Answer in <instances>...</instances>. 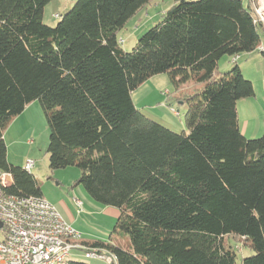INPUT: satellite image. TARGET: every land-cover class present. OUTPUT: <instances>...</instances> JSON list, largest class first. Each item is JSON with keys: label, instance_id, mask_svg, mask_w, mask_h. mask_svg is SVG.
Instances as JSON below:
<instances>
[{"label": "trees", "instance_id": "obj_1", "mask_svg": "<svg viewBox=\"0 0 264 264\" xmlns=\"http://www.w3.org/2000/svg\"><path fill=\"white\" fill-rule=\"evenodd\" d=\"M49 1L0 0V172L13 180L6 192L41 196L35 177L8 162L3 137L38 100L49 168H78L73 185L118 209L114 230L130 249L82 243L111 251L114 264H236L232 240L253 251L240 264H264V135L246 138L236 107L254 96L253 84L238 65L218 70L223 56L259 50L264 28L250 1L173 0L130 51L117 33L153 0H76L54 26L42 20ZM159 74L173 86L166 104L184 106L179 132L132 102Z\"/></svg>", "mask_w": 264, "mask_h": 264}, {"label": "rangeland", "instance_id": "obj_2", "mask_svg": "<svg viewBox=\"0 0 264 264\" xmlns=\"http://www.w3.org/2000/svg\"><path fill=\"white\" fill-rule=\"evenodd\" d=\"M75 1L76 0L49 1L43 7L42 20L44 24L54 26L60 19V16L66 14L71 9ZM172 2L173 0H153L136 15L131 17L126 25L117 33L119 46L126 51H130L136 44L138 38L146 30L161 21L162 14ZM243 3L246 5V0H243ZM258 32L261 37V42L264 45V32L261 28ZM238 57V65L241 72L244 78L252 82L254 89V96L242 98L237 102L238 120L241 125H243L244 120H247L250 129L252 128V124H256L255 122L257 120L260 126L259 133L252 137L244 136L246 138H259L264 135V51L262 53L259 50H254L248 53H241ZM234 58L229 56L221 57L218 61L219 72H226L234 65H237L233 61ZM168 89V91L173 92L172 85H170ZM166 98L163 96L161 100H158L155 96L145 101V104H155V109L152 108L155 114L151 112L155 116L156 113L160 112L158 109L160 107L164 108L168 113L169 109L171 112L172 110L175 111V109H178L179 115H173L174 120L170 117H166L167 115L165 113H161L164 114L165 120H161L162 122H160V124L176 132L186 129L184 106L174 101L172 104L175 109L171 108V103L167 102L166 104ZM144 105L140 106L142 107L141 109H144L145 113L149 114L146 110L147 108H143ZM153 121L156 120L154 119ZM4 138L9 163L24 167L27 160L34 161L35 165L29 172L37 181L41 191V197L51 204H54L55 201H64L73 206L71 198L75 197L74 192L76 188L83 189L81 185H73L74 181L80 176V170L76 167H66L55 170L49 168L48 154L46 153L49 142V128L43 109L38 100L29 103L19 116L11 119L4 131ZM83 224L91 225L92 231H97L98 235H105L115 245H119L124 249H130L129 238L114 230L115 219L109 220L105 217L94 216L93 220L84 218ZM1 234L0 231V236ZM229 245L236 252V264H240L243 257L252 255L253 253L251 249L243 247L241 243L229 240ZM70 259L73 261H81L86 264L109 263L97 258H86L82 251L75 249L71 251Z\"/></svg>", "mask_w": 264, "mask_h": 264}, {"label": "built area", "instance_id": "obj_3", "mask_svg": "<svg viewBox=\"0 0 264 264\" xmlns=\"http://www.w3.org/2000/svg\"><path fill=\"white\" fill-rule=\"evenodd\" d=\"M249 1L254 21L264 28V0ZM259 50L264 51L261 45ZM34 165L27 160L24 169L30 171ZM12 183L10 173L0 172V264H67L74 249L86 258L114 263L111 251L82 243V233L64 220L54 204L41 196L7 193ZM74 202L81 209L82 202L76 198Z\"/></svg>", "mask_w": 264, "mask_h": 264}, {"label": "crops", "instance_id": "obj_4", "mask_svg": "<svg viewBox=\"0 0 264 264\" xmlns=\"http://www.w3.org/2000/svg\"><path fill=\"white\" fill-rule=\"evenodd\" d=\"M261 46L264 49V45L262 42H261ZM235 58H236V60H233V61L238 65L239 57L237 56ZM169 86H170V82H169L167 75H165V74L155 75V76L151 77L150 79H148L147 81H145L143 84H141L137 89H135L131 93L132 102L135 105V107L137 109H139L145 116H147L148 118H151V119L154 118L156 120V122L160 123V122H162L161 120H165L164 114H161V113H165L167 115L166 117H170L171 119L174 120L173 115H175V114L179 115V112H178V109L176 110L173 105L171 106V108H174L176 113L175 112L172 113L170 111V109H169V113H168L164 108H161L159 106V102L157 101L158 106L160 107V108H158L160 110V112L156 113V116H155L152 114V113H154L152 110L155 109L154 108L155 104H151V103L145 104V101H148L155 96H156V99H158V100H161V98L163 96H165V98H166L168 95V92H169L168 91ZM142 105H144L143 108H147L146 110L148 111L150 116H149V114L145 113L144 109H141L142 107H140V106H142ZM143 110H144V112H143ZM19 115H17V116H19ZM243 122H244L243 125H241L240 121L238 120V125H239V128H240L243 135L252 137V136H256L259 133L260 126H259V123L257 122V120L255 122L256 124H252L251 129L248 127L249 122L247 120H244ZM3 137H4V134H3ZM74 194H75V197L71 198L72 199L71 202H72L73 206L69 205L68 203H66L64 201H55V203H54V205L56 206V208L58 209V211L60 212V214L64 218V220L67 221L73 228H75L76 230L81 232L82 238H84V239H87V240H91V239L107 240L111 243L110 239H108L105 235H102V234L98 235L97 231L96 232L92 231L91 225L83 224V219L86 218V219H90V220L92 219L93 220L94 216H101V217L108 218L109 220L110 219L116 220V218L119 215L118 209L114 208V207L103 206V205L95 203V201H93L85 193L84 189L76 188ZM75 198L79 199L82 202L81 209H79L78 206L75 204V202H74Z\"/></svg>", "mask_w": 264, "mask_h": 264}, {"label": "water", "instance_id": "obj_5", "mask_svg": "<svg viewBox=\"0 0 264 264\" xmlns=\"http://www.w3.org/2000/svg\"><path fill=\"white\" fill-rule=\"evenodd\" d=\"M0 228H1V223H0ZM111 264H114V263H111Z\"/></svg>", "mask_w": 264, "mask_h": 264}]
</instances>
